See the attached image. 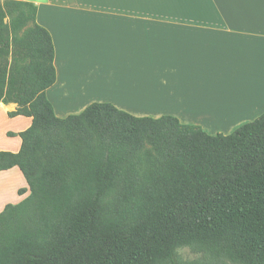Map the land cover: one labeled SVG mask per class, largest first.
<instances>
[{"label": "trees", "instance_id": "1", "mask_svg": "<svg viewBox=\"0 0 264 264\" xmlns=\"http://www.w3.org/2000/svg\"><path fill=\"white\" fill-rule=\"evenodd\" d=\"M36 12L0 0V102L31 117L19 150H0L29 190L0 212V264H264V113L228 134L110 102L58 117Z\"/></svg>", "mask_w": 264, "mask_h": 264}, {"label": "crops", "instance_id": "2", "mask_svg": "<svg viewBox=\"0 0 264 264\" xmlns=\"http://www.w3.org/2000/svg\"><path fill=\"white\" fill-rule=\"evenodd\" d=\"M27 1L54 45L46 95L58 117L110 102L228 134L264 113V0ZM15 109L0 102L20 132L31 117ZM19 171H0V184Z\"/></svg>", "mask_w": 264, "mask_h": 264}, {"label": "rangeland", "instance_id": "3", "mask_svg": "<svg viewBox=\"0 0 264 264\" xmlns=\"http://www.w3.org/2000/svg\"><path fill=\"white\" fill-rule=\"evenodd\" d=\"M21 128H23L22 125L2 118L0 113V150H16L17 145L21 143L18 135V130ZM21 189L25 190L23 194L20 193ZM28 192L27 182L20 171L17 176L13 175L10 181L6 183L4 181L0 184V212L7 204H17L22 201ZM177 253L183 261L198 260L202 257L201 252L193 251L190 247H181Z\"/></svg>", "mask_w": 264, "mask_h": 264}]
</instances>
